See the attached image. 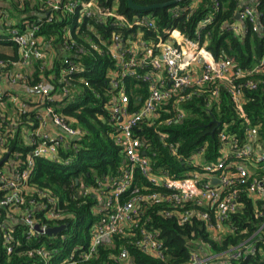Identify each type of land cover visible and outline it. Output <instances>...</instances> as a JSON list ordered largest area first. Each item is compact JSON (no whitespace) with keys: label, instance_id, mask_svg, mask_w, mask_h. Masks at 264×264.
<instances>
[{"label":"trees","instance_id":"trees-1","mask_svg":"<svg viewBox=\"0 0 264 264\" xmlns=\"http://www.w3.org/2000/svg\"><path fill=\"white\" fill-rule=\"evenodd\" d=\"M70 1L77 0H60L59 9L53 13V18L38 23V35L57 53L51 60L50 68L41 71L40 62L35 63L33 79L39 80V75L42 74L56 86V95L59 97L53 102L55 112L72 127L81 129L83 134L79 139H71L68 144L65 142L60 146L58 161L35 159L33 173L22 192V208L30 209L35 224H50L48 227L51 228L52 223L56 222L55 227L68 224V228L55 236L41 233L28 236V227L21 222L20 214L11 213V208L0 207V264H66L64 260L68 254L82 248L87 249L91 241V229L101 218L92 212L96 201L92 190L97 188L99 182L113 179L123 165V155L113 141V127L105 108L111 98L106 74L113 63L106 51L113 31L110 24L115 19L106 15V11L110 10L117 16L128 19L148 18L159 27H175L181 35L192 40H196L199 32L200 42H206V49L215 59L230 58L244 70L253 68L264 54V0L256 6L260 28L251 30L247 24V30L239 35L230 26L235 22L240 0H174L172 5L148 11L129 8L127 0H93L97 13H100L96 16H101L100 20L99 17L82 15L80 9L69 11L67 4ZM133 1L138 5L148 6L173 0ZM248 3L252 4L250 0ZM8 4L9 9L4 7L8 18L26 14V19L31 22L37 20L32 11L45 6L41 0H11ZM141 31L144 40L152 34L147 28H141ZM131 33L133 31L123 30L122 38L131 40ZM93 45L98 49H94ZM66 47L72 51L76 48L84 51L82 55L72 59L85 70L80 78L86 79L90 86H85L75 78L72 81V91L67 96L61 93L63 83H59L65 68L63 58L66 57ZM11 51L10 55L0 51V59L16 60L17 49L13 48ZM51 77L55 78L52 80ZM248 81L255 82L256 88L247 89L245 85ZM232 82L243 87L239 108L229 95V85L226 82H206L171 97L162 105L163 110L155 120L140 123L138 136L146 145V155L151 158L155 171L165 170L171 177L183 178L194 168L216 162L224 147L221 133L233 136L239 144L245 140L246 124L241 114H246L264 135V72ZM125 83L132 103L135 99L142 101L147 96L146 84L131 79H127ZM213 91L217 92L216 96L212 95ZM79 95H84L81 102L75 100ZM180 96L184 99L178 105L184 116L178 123L167 126L164 121L174 116L172 105ZM135 110V107L131 109ZM20 127L21 125L17 128ZM159 131L168 133L165 140L159 139ZM6 147L11 153L16 151L20 154L17 167L21 168L22 161H25L30 150L21 133L17 132ZM194 161L197 166L189 164ZM1 169L3 168L0 167ZM260 174L254 172L244 183L235 182L222 189L224 195L235 191L241 202L237 211L230 214L225 232L212 234L206 229L204 222L195 216L180 224L174 216L164 215L169 211L167 204L142 202L139 205L140 223L158 233L164 246L163 258L152 257L140 251L134 244L135 237L116 234L109 244L99 246L91 258L86 261L78 260L77 264H120L115 259L122 249L127 251L129 264H188L192 251L197 249L203 256L211 257L209 260L216 261L228 251L242 248L244 242L253 235L257 241L254 245L256 253L241 258L234 264H264V199L254 201L246 194L250 182ZM136 177L138 195L156 190L149 186L138 171ZM87 190L90 192L85 193ZM3 195L4 192L0 190V199ZM46 196L55 201V209L61 215L54 222L48 220L40 210L34 209L38 204L51 205ZM209 212L213 222L215 209L212 207ZM9 213L12 214L11 217L8 216ZM3 224L11 230L13 238L10 253L6 251L4 244L6 230ZM38 251L41 253L38 254Z\"/></svg>","mask_w":264,"mask_h":264},{"label":"built area","instance_id":"built-area-1","mask_svg":"<svg viewBox=\"0 0 264 264\" xmlns=\"http://www.w3.org/2000/svg\"><path fill=\"white\" fill-rule=\"evenodd\" d=\"M41 1L45 6L40 13L45 16L39 17L36 22L29 21L25 16L13 23L6 16L4 7L0 6V51L4 52L5 48H16L18 51L16 60L0 59V167L3 168L0 170V190L4 192L0 207L11 208V213L20 214L21 222L28 227V236L32 233L46 234L45 231L50 227V224L49 227L45 224L38 225L40 230L35 229L30 209L22 208V192L33 173L35 159L58 161L60 146L65 142L68 144L71 139H79L83 134L81 129L72 127L55 112L53 102L59 97L56 95V86L42 74L39 75V80L33 79L35 63L40 62L41 71L50 68L51 60L57 53L38 35V23L53 18V13L59 9L60 0ZM250 1L252 4L248 3L249 0H240V7L235 14H238V20L230 26L237 35L247 30V24L251 30L260 28L256 6L261 0ZM67 8L72 12L80 9L82 15L89 18L99 17L96 15L100 14L97 13L93 0L70 1ZM106 13L115 19L110 24L113 31L106 51L113 63L106 74L111 98L105 108L113 127V141L123 155V165L113 179L99 182L97 188L92 190L96 200L92 212L101 218L91 229V241L87 249L82 248L68 254L64 260L66 264L88 260L99 246L109 244L116 234L135 237L134 244L140 251L152 257L163 258L164 246L158 233L140 223L139 205L142 202L165 203L169 207L165 216H174L180 224L195 216L204 222L208 231L219 234L227 230L226 222L230 214L241 205L235 191L224 195L223 188L230 187L235 182L244 183L250 174L260 172L250 182L246 194L254 201L264 199V135L246 114L240 115L246 124L243 143L239 144L233 136L221 133L224 147L217 161L198 166L199 168L188 171L183 178L171 177L165 170L155 171L151 158L146 155V145L138 136L140 123L155 120L163 110L162 105L171 97L206 82H226L229 85V95L239 108L243 87L232 81L264 72V54L253 68L244 70L230 58L215 59L206 49V42H200L199 32L196 40H192L181 35L175 27H159L148 18L128 19L119 17L110 10ZM100 18L101 16L98 19ZM141 28L151 30L152 34L147 40L143 39ZM123 30L133 31L131 40L122 38ZM93 48L98 49L96 45ZM82 53L84 51L81 48L72 51L66 47V57L63 58L65 68L59 79V83H63V95L71 93L75 78L90 87L86 79L80 78L85 70L72 59ZM51 78L53 80L55 77ZM127 79L147 85V96L142 101L135 99L132 103L126 91ZM245 87L253 90L256 83L248 81ZM211 93L213 96L217 94L216 91ZM95 96L99 98L98 94ZM183 99L182 96L175 99L172 105L174 116L167 118L165 125L176 124L182 119L184 112L178 104ZM134 107L137 110L131 111ZM19 125L21 127L18 129ZM17 132L21 133L30 147L21 168L17 167L20 154L16 151L11 153L6 147ZM167 136L166 131L158 132L162 141ZM189 164L198 165L195 161ZM136 171L156 190L138 195ZM213 178L219 180L217 185L212 183ZM87 192L90 191L85 193ZM47 202L51 205L38 204L34 209L40 210L53 222L61 218L55 209V201L47 198ZM212 207L215 209L213 222L209 212ZM8 216L11 217L12 214L9 213ZM2 226L6 230L5 248L10 253L13 249L11 230L5 224ZM51 226L55 227L57 223L54 222ZM254 236L248 238L242 248L230 250L216 261L209 260L211 257L203 256L198 249L192 251L188 264H234L235 261L256 253L254 245L257 241ZM115 261L129 264L126 249L120 251Z\"/></svg>","mask_w":264,"mask_h":264},{"label":"water","instance_id":"water-1","mask_svg":"<svg viewBox=\"0 0 264 264\" xmlns=\"http://www.w3.org/2000/svg\"><path fill=\"white\" fill-rule=\"evenodd\" d=\"M128 2V6L129 8L135 10V11H148L150 9H153V8H158V7H166V6H169V5H172L175 3V1H167V2H164V3H160V4H153V5H148V6H142V5H138L136 4L133 0H127ZM40 17H44L45 15H42V14H39ZM235 20H238V14L235 16ZM212 183L217 185L219 183V180L217 178H213L212 179ZM68 228V224H62L58 227H51V228H48L45 233L49 236H55L57 235L58 233L64 231L65 229ZM35 229L37 230H40L39 229V226L38 224L35 225Z\"/></svg>","mask_w":264,"mask_h":264},{"label":"crops","instance_id":"crops-1","mask_svg":"<svg viewBox=\"0 0 264 264\" xmlns=\"http://www.w3.org/2000/svg\"><path fill=\"white\" fill-rule=\"evenodd\" d=\"M0 6L1 7H6V8H8L9 7V4H8V2L7 1H5V0H0ZM6 8H4L5 10H6ZM9 9V8H8ZM40 10H41V8H39V10H34V11H32V15H34L37 19L40 17L39 16V14H41L40 13ZM43 15V14H42ZM25 16H27L26 14L25 15H15V16H13V17H9V19L13 22V23H16L17 21H19V20H21V19H23V17H25ZM12 49H7V48H5L4 49V53H6V54H8V55H10V54H12V51H11ZM51 56V54H48V56Z\"/></svg>","mask_w":264,"mask_h":264},{"label":"rangeland","instance_id":"rangeland-1","mask_svg":"<svg viewBox=\"0 0 264 264\" xmlns=\"http://www.w3.org/2000/svg\"><path fill=\"white\" fill-rule=\"evenodd\" d=\"M11 0H7V2L9 3ZM9 8V7H8ZM83 97H84V95H79V96H77V98L75 99L76 101H78V102H81L82 100H83ZM250 171H252V169H250ZM66 260V259H65Z\"/></svg>","mask_w":264,"mask_h":264}]
</instances>
